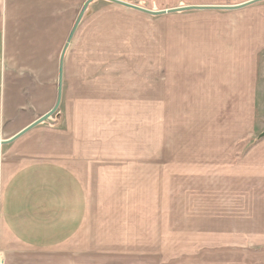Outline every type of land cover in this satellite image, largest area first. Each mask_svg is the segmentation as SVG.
I'll list each match as a JSON object with an SVG mask.
<instances>
[{"label":"rangeland","instance_id":"374dc122","mask_svg":"<svg viewBox=\"0 0 264 264\" xmlns=\"http://www.w3.org/2000/svg\"><path fill=\"white\" fill-rule=\"evenodd\" d=\"M85 1L74 0V22ZM121 1L163 10L250 0ZM254 12L262 16L255 18ZM246 23L254 26V37L243 39L236 25ZM230 32L239 44H254L250 61H245L250 63V99L235 89L227 91L226 84L220 91L205 92L197 80L187 102L189 97L180 95L185 61L207 68L226 65L223 57L210 54L214 48L208 42L232 40ZM74 33L65 61L66 87L62 70L61 100L51 126L56 118L60 123L65 115L70 119L73 111L84 113L80 124L70 120L81 131L90 119L112 122L107 126L118 139L112 152L124 162L110 158L104 163L109 174L101 183L95 182L98 174H90L92 167L74 168L101 210L124 214L122 219L118 215V224L107 223L101 235L96 233L111 245L83 241V226L60 250L74 249V264H264V138L257 139L264 130V41L259 38L264 1L232 11L152 17L98 0L88 5ZM201 42L205 54L199 50L194 55V45ZM242 72L238 86L247 80V70ZM88 74L89 84L83 85ZM151 96L158 100L150 101ZM119 99L123 102L116 105L126 106V112L114 124L112 117L119 113L110 116L115 112L111 106ZM86 112L94 117L86 119ZM37 138L27 142L32 153ZM250 193L253 200L247 207ZM10 251L19 256L26 252Z\"/></svg>","mask_w":264,"mask_h":264},{"label":"crops","instance_id":"0c3cea01","mask_svg":"<svg viewBox=\"0 0 264 264\" xmlns=\"http://www.w3.org/2000/svg\"><path fill=\"white\" fill-rule=\"evenodd\" d=\"M257 12H254L255 18L262 16L256 15ZM73 24L74 0H0V141L12 138L53 107L60 54ZM219 25V32L224 34L223 24ZM226 28L231 29L230 26ZM236 28L242 30L243 39L254 37L253 25L246 23L236 25ZM74 34L62 64L64 87L67 82L65 61ZM262 37H259L260 43L264 41V33ZM208 44L214 48L210 54L223 57L226 65L221 63L207 68L198 62L185 61L180 95L189 97L186 101L190 102L195 89L191 86H196L195 81L199 80L205 92L220 91L226 84L227 91L235 89L250 99V63L245 61H250L255 49L253 42L239 44L238 37L233 36L232 40L221 37ZM194 46H198L194 55L199 50L203 51L202 56L205 54L203 48L206 45L202 42ZM245 69L247 80L238 86L237 81ZM89 76L92 77L91 74L83 77V85L89 84L85 83ZM73 97L71 94L72 101ZM153 100L158 99L151 96L150 101ZM122 102L119 99L111 106L115 112L110 116L119 113L112 117L114 124L121 123V115L126 112V106L116 105ZM83 114L73 111L70 119L65 115V121L60 123L56 118L54 126L40 124L12 143L0 146V252L3 264H74V257L70 255L74 249L60 248L74 239L83 226L87 231L83 241L100 240L104 245H111L106 237L97 238L96 233L101 235L107 223L118 224V215L122 219L124 213L101 210L100 204L94 203L93 192L85 188L83 177L74 167H92L90 174H98L95 182L101 183L109 174L104 163L110 162V158L113 162H124V159L112 152L111 145L118 139L107 126L112 123L110 120L104 125L90 119L83 131L79 125V128L70 126L72 118L80 124ZM85 117L89 119L94 114L86 112ZM99 119L104 120L102 114ZM91 123L97 126L93 129ZM36 137L38 146L32 153L28 143ZM252 200L250 193L246 199L247 207ZM239 203L243 204L244 200ZM15 248L26 252L14 255L10 250Z\"/></svg>","mask_w":264,"mask_h":264},{"label":"water","instance_id":"95a60500","mask_svg":"<svg viewBox=\"0 0 264 264\" xmlns=\"http://www.w3.org/2000/svg\"><path fill=\"white\" fill-rule=\"evenodd\" d=\"M94 1H98V0H86L81 9L80 12L74 22L73 28L68 36V39L62 49L61 55H60V59H59V69H58V81H57V96H56V101L54 106L51 108V110H49L46 114H44L43 116H41L40 118L36 119L34 122H32L31 124H29L26 128H24L23 130H21L20 132H18L16 135H14L12 138L8 139V140H1L0 141V146L2 145H8L10 143H12L13 141H15L16 139H18L19 137H21L23 134H25L26 132H28L29 130L35 128L36 126L40 125V124H48V125H53L54 122H52L50 119L52 117V115H54V113L57 111L59 104H60V100H61V89H62V61H63V57H64V53L66 51V48L68 46V43L74 33V31L76 30L82 16L84 15L87 7L89 4H91ZM105 2L108 3H112L115 5H118L120 7L132 10V11H136L148 16H152V17H158V16H163V15H170V14H174V13H181V12H185V11H196V10H212V11H232V10H238V9H242L245 7H248L252 4L258 3V2H262L264 0H250L248 2H245L243 4H239L236 6H178L176 8H168V9H163V10H148L145 9L143 7L140 6H136L134 4L128 3V2H124L121 0H103ZM264 138V130L262 131V133L257 137V139H261Z\"/></svg>","mask_w":264,"mask_h":264},{"label":"built area","instance_id":"2783aa9c","mask_svg":"<svg viewBox=\"0 0 264 264\" xmlns=\"http://www.w3.org/2000/svg\"><path fill=\"white\" fill-rule=\"evenodd\" d=\"M0 264H3V255L1 252H0Z\"/></svg>","mask_w":264,"mask_h":264},{"label":"bare ground","instance_id":"6f19581e","mask_svg":"<svg viewBox=\"0 0 264 264\" xmlns=\"http://www.w3.org/2000/svg\"><path fill=\"white\" fill-rule=\"evenodd\" d=\"M215 59V58H214Z\"/></svg>","mask_w":264,"mask_h":264}]
</instances>
